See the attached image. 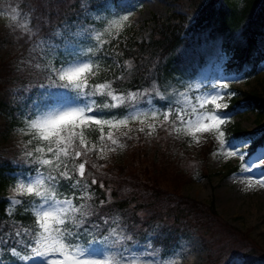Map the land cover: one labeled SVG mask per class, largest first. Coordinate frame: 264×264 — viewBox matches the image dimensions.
I'll return each instance as SVG.
<instances>
[{
	"label": "trees",
	"instance_id": "1",
	"mask_svg": "<svg viewBox=\"0 0 264 264\" xmlns=\"http://www.w3.org/2000/svg\"><path fill=\"white\" fill-rule=\"evenodd\" d=\"M108 1L116 4L119 0ZM194 1L197 14L192 21L176 16L177 24L156 28L149 42L120 43L112 51L108 50V56L99 53L97 58L101 66L108 70L91 78L89 83L112 82L118 91L126 92L151 90L153 84L162 94L186 91L190 85L194 90L201 72L211 71L224 54L231 56L228 72L256 74L259 64L264 61V53L259 49V42L264 37V0ZM84 2L86 0H20L18 7L28 17L35 39L50 38L82 13ZM126 62H131V70L127 69ZM119 76L124 78L117 79ZM41 83H48L45 74L35 69L32 72L14 69L9 59L0 58V94L23 87L25 90L18 92L15 103L19 108L20 96L27 90L38 89ZM227 90L245 96L248 103L242 106L233 99L227 109L220 111L230 117L226 121V131L231 140L251 138L253 152L264 143V127L249 132L239 123H229L239 109L244 108L258 117L260 125L264 117V88L242 91L229 86ZM28 101L24 103L25 107ZM131 146L133 154L127 166H111L95 154L91 156L89 165L93 162L98 166L106 165L99 170L87 169L92 173L87 176L89 183L92 178L97 180L92 185L93 198L88 202L96 214L90 217L91 220L99 222L100 217L113 218L121 213L128 221L132 240L141 242L148 239L154 224H167L165 236L155 239L163 256L173 253L181 238L195 234L208 252L207 264H229L236 258L245 264L259 261L264 264V249L250 233L224 220L213 202L201 203L182 194L183 188L193 183L198 175L210 176L206 161L213 151L211 147L203 152L204 158L196 159L181 138L169 136L159 129L154 146L143 136L132 141ZM12 162L0 155V237L5 239L14 236L18 229H31L34 224V217L25 202L13 213H8L6 192L14 182L12 174L15 172ZM68 183L62 181L63 190L70 195ZM102 200L105 201L103 205ZM12 246L15 245L10 240L4 247ZM13 262L14 258L5 252L3 264Z\"/></svg>",
	"mask_w": 264,
	"mask_h": 264
},
{
	"label": "snow or ice",
	"instance_id": "2",
	"mask_svg": "<svg viewBox=\"0 0 264 264\" xmlns=\"http://www.w3.org/2000/svg\"><path fill=\"white\" fill-rule=\"evenodd\" d=\"M11 11L14 13L11 19L17 20L16 9ZM128 21L129 16L123 15L106 21L108 26L103 32L93 34L86 29L85 39L95 41L86 48L71 41L65 42L62 49L60 44H47L45 54L58 53L62 59L58 66L51 58L46 61L48 83L38 85V99L31 102L24 114L25 128L21 129L31 137L25 149L34 146L23 153V169L12 162L18 172L15 191L17 195L27 194L32 198L25 203L34 224L31 229L16 230L9 239L0 237V264L5 252L16 264H157L145 259L155 256L149 251L150 246L138 251L126 243L132 237L124 234L119 217H100L99 222L90 219L96 215L88 202L93 198L91 187L97 180L92 178L89 183L87 176L92 173L87 169L106 166L94 162L89 165L91 156L95 154L98 159L106 160L109 153L126 147L122 141L131 140L133 131L152 137L158 129L175 138H190L196 144L205 135L214 136L222 146L221 151H225L221 126L230 117L218 111L222 105L217 101L230 95L226 91L227 83H212L204 91L199 87L193 90L190 85L186 91L175 90L171 94H162L155 84L151 90L126 92L118 91L112 82L89 83L101 70L96 53L108 42L102 37L113 33L118 36ZM20 27L27 30L24 23ZM55 36L60 33L56 32ZM126 64L131 70V62ZM97 97L102 99L98 101ZM133 124L139 127L134 130ZM92 132L98 133L95 143L89 140ZM251 143V138L232 139L227 146L232 151L226 154L236 155L241 147ZM239 155L243 158L245 153ZM262 164L264 150H259L249 154L246 170H257ZM260 172L264 176V169ZM62 181L70 182L67 184L70 195L63 190ZM256 183L264 187V180ZM100 187H104L102 182ZM253 187L249 184L245 191ZM100 203L103 205L105 201ZM21 204V200L10 198V207ZM10 240L15 246L5 248Z\"/></svg>",
	"mask_w": 264,
	"mask_h": 264
},
{
	"label": "rangeland",
	"instance_id": "3",
	"mask_svg": "<svg viewBox=\"0 0 264 264\" xmlns=\"http://www.w3.org/2000/svg\"><path fill=\"white\" fill-rule=\"evenodd\" d=\"M92 1H96V4L92 5ZM207 1L203 0V3ZM19 2L20 0H0V58L6 57L9 59L14 69H27L31 72L35 69L46 76V61L51 58L53 63L58 66L59 60L62 59L58 53L53 56L45 54L48 43L60 44L62 49L65 42L71 41L79 43L86 48L95 43L91 39H85V36L88 35L85 31L86 29L92 30L93 34L95 32H103L108 26L106 21L128 15L129 21L118 36L113 33L112 36L105 34L102 37L108 42L97 51L96 56L102 52L106 55L108 50L112 51L111 49L120 43L130 45L134 42H149L156 28L177 24L176 16L192 21L197 14L194 0H119L116 4L110 3L108 0H86L82 13L74 21L57 30L60 36L53 35L50 38L35 39V32L29 26L28 17L18 7ZM12 8H15L19 14L15 21L11 19L14 14L11 11ZM22 23L27 25V30L20 27ZM77 33H82V35L78 36ZM42 41L45 42L43 46H41ZM259 49L264 53V37L259 42ZM230 59L231 56L224 54L211 71H208V69L203 70L196 87H199L200 91H204L202 87H207L212 83H227V87L232 86L242 91L264 88V61L259 64L256 74L248 76L228 72L226 66L232 62ZM37 64L41 66L38 68L36 67ZM107 70L101 66L98 74L107 72ZM24 90L23 87H18L8 89L0 94V155L12 159L16 164H20L22 169L24 167L23 153L26 150H32L34 146L29 145L28 149L24 147L31 137L21 131V129L25 128L23 117L32 106L31 102L38 99L39 92V89L25 91L24 95L20 96L19 103L21 108H19L15 104L17 94L19 91L23 92ZM226 91L230 95H225L221 100L217 101L222 105L218 111L227 109L232 104L233 99H237L242 106L248 103L245 96L233 94L227 89ZM26 100L29 101L25 107L24 103ZM257 121L258 117L255 114L241 108L238 114L230 120L229 124L239 123L243 130L254 132L260 127H264V117L260 125ZM227 123L225 122L221 126V130L225 133L223 137L225 141L223 148L225 151H221L222 146L214 136L205 135L201 137L199 144L192 143L190 138L181 137L185 142V148L196 159L204 158L203 152L206 148L211 147L213 149L212 153L207 156L206 161L210 176L203 177L198 175L193 183L183 188L182 194L201 203L209 204L213 202L217 212L224 220L239 230L250 233L252 238L264 249V187H260L256 183L257 180H264V176H261L260 172V169H264V164L259 165L257 170H246L249 163V154L264 150V148L258 146L252 152L251 144H249L241 147L236 155H227V152L232 151L227 147L229 141H231L230 134L226 131L228 126L225 125ZM131 127L135 130L139 125L133 124ZM130 135L133 137L131 140L123 139L122 141L126 145L123 150L109 153L108 158L103 161L111 166H127L132 159V141L143 136L149 145L154 146L157 137V133L152 137H145L144 134L135 131ZM97 137L98 133L92 132L89 135V140L95 143ZM260 146H264V143ZM239 153H245L244 157L241 158ZM16 164H14V167H16ZM17 176L18 172L15 171L12 174L14 182L6 192V197L9 201V214L13 213L19 206H22L23 202L32 199L28 198L27 194L24 196L17 195L15 191L18 183ZM249 184L254 185V187L245 191ZM94 192L93 187H91L92 196ZM10 198L19 199L22 204L14 208L10 207ZM114 217L120 218L119 223L125 230L124 234L130 236L126 217L121 213L116 214ZM166 225L161 222L154 224L151 227L150 236L144 242L132 240L126 241V243L138 251H143L145 246H150L149 251L154 252L155 256L145 257V259H152L157 264H166L167 261H174L176 264H207L208 252L200 238L195 234L181 238L176 250L168 256H163L162 249L156 246L154 241L157 237L162 238L165 236ZM13 264H16L15 259ZM229 264L245 263L242 259L236 258ZM256 264L263 263L259 261Z\"/></svg>",
	"mask_w": 264,
	"mask_h": 264
},
{
	"label": "bare ground",
	"instance_id": "4",
	"mask_svg": "<svg viewBox=\"0 0 264 264\" xmlns=\"http://www.w3.org/2000/svg\"><path fill=\"white\" fill-rule=\"evenodd\" d=\"M181 262V261H180Z\"/></svg>",
	"mask_w": 264,
	"mask_h": 264
}]
</instances>
